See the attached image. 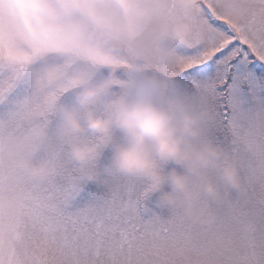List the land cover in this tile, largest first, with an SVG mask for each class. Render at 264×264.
<instances>
[{
    "label": "snow or ice",
    "instance_id": "6c2138e0",
    "mask_svg": "<svg viewBox=\"0 0 264 264\" xmlns=\"http://www.w3.org/2000/svg\"><path fill=\"white\" fill-rule=\"evenodd\" d=\"M144 4L150 13L139 18V31L122 27L121 72L108 86L126 88L135 75L151 73L171 85L163 91L170 108L182 100L212 103L217 118L205 132L226 145L245 191L234 193L228 206L211 202L216 212L211 224L194 221L179 209L158 208L142 218L149 196L132 176H111L94 202L72 208L87 182L62 141L54 154L58 171L43 180L11 173L0 149V199L8 197L13 205L7 212L0 208V224L10 219L20 234H8L0 264L5 257L17 264H264V102L256 95L260 82L248 68L253 63L264 68V0H200L188 42L175 50L165 31L183 14L178 0ZM90 6L123 26L124 16L111 0H93L85 7ZM28 43L30 54L14 53L0 38V107L5 108L0 141L17 147L32 140L30 124L50 126L54 118L53 97L45 98L25 83L29 63L42 54L66 53L86 59L89 75L102 63L98 54L80 47L69 29L55 24L33 31ZM242 84L249 86L247 93ZM21 86L23 95L13 99ZM249 128L255 129L252 150L240 138ZM84 138L95 142L93 135ZM209 174L215 176V170Z\"/></svg>",
    "mask_w": 264,
    "mask_h": 264
},
{
    "label": "clouds",
    "instance_id": "9594fccd",
    "mask_svg": "<svg viewBox=\"0 0 264 264\" xmlns=\"http://www.w3.org/2000/svg\"><path fill=\"white\" fill-rule=\"evenodd\" d=\"M74 3L80 8L62 7ZM92 3L0 0V38L14 53L30 54L31 33L55 24L69 29L80 47L102 59L91 75L86 59L66 53L42 54L26 66V85L54 99L53 123L30 124L33 138L21 147L0 141L3 162L21 179H47L58 171L54 154L62 141L86 182L105 185L113 175L135 177L155 207L179 209L194 221L211 224L216 214L211 202L228 206L234 193L245 191L239 167L226 145L205 132L217 118L215 106L182 100L175 109L170 108L163 91L171 85L151 73L135 75L126 88L111 89L108 80L119 78L121 72L122 27L131 33L139 31V18L150 9L144 0H111L124 16L122 26L111 14L85 7ZM178 3L183 14L165 31L173 50L187 44L192 19L200 8V0ZM60 89L67 91L60 94ZM66 96L71 102L65 101ZM86 134L95 136V142L85 139ZM254 136L255 129L241 132L245 149L256 147ZM105 150L108 155L102 160ZM210 170H215V176ZM12 206L10 198L0 199L5 212ZM9 233L20 235L10 219L0 224V248L8 247ZM3 264L17 261L5 257Z\"/></svg>",
    "mask_w": 264,
    "mask_h": 264
},
{
    "label": "rangeland",
    "instance_id": "374dc122",
    "mask_svg": "<svg viewBox=\"0 0 264 264\" xmlns=\"http://www.w3.org/2000/svg\"><path fill=\"white\" fill-rule=\"evenodd\" d=\"M248 68L257 76L258 81L260 82V88L258 89L256 95L261 98V101L264 102V68L258 66L257 64H249ZM242 89L247 93L248 91V85L247 84H242L241 85ZM23 86L17 88L11 95L13 99L20 98L23 95ZM66 102H71V97L66 96L65 97ZM5 110L4 107H0V113H2ZM108 155L107 150L104 151L103 153V159H106ZM167 168V166H166ZM104 191V186L103 185H97L91 182H87L85 188L82 190V194H80L75 200H73L71 207H79L82 206L85 203H91L94 202L98 198V194L102 193ZM90 193H96L97 195H90ZM146 206H148V202L146 203ZM159 212L160 209L155 207L153 204V201L151 199V210L146 214V215H141L142 218L147 219L152 215L153 212Z\"/></svg>",
    "mask_w": 264,
    "mask_h": 264
}]
</instances>
